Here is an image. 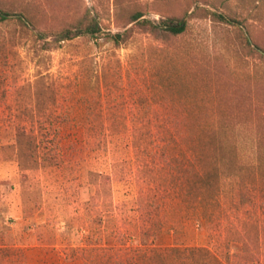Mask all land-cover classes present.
<instances>
[{
	"label": "rangeland",
	"instance_id": "1",
	"mask_svg": "<svg viewBox=\"0 0 264 264\" xmlns=\"http://www.w3.org/2000/svg\"><path fill=\"white\" fill-rule=\"evenodd\" d=\"M0 9L33 24L0 22V264H99L143 245L264 264V230H250L260 239L246 252L225 229L236 221L228 198L211 200L206 186L223 188L218 172L264 166V0H0ZM87 13L97 39L37 37L51 42ZM136 13L183 19L186 30L141 32ZM128 29L114 45L108 34ZM200 149L203 178L184 179L182 154L192 161ZM196 196L212 220H195Z\"/></svg>",
	"mask_w": 264,
	"mask_h": 264
},
{
	"label": "trees",
	"instance_id": "2",
	"mask_svg": "<svg viewBox=\"0 0 264 264\" xmlns=\"http://www.w3.org/2000/svg\"><path fill=\"white\" fill-rule=\"evenodd\" d=\"M216 18L227 22V18L223 15L214 14ZM11 16H15L19 23L25 27L33 26L32 21L28 17L12 14V12L3 11L0 9V22L8 21ZM143 15L136 13L131 17V23L144 33L152 35H170L178 36L185 32L186 23L183 19L166 18L160 22H153L146 19H141ZM102 29L99 22L87 13L76 24L64 28L53 34L51 42H47L49 33L38 32L39 40L44 41L48 45L59 42L71 41L79 37H88L97 39L102 34ZM132 33V29L125 30L121 33L108 34L114 45L119 46ZM181 138L185 136L180 134ZM183 140H186L185 138ZM189 151H185L183 158L185 163L182 165L184 179H187L188 173L194 172L201 179L203 178L200 172L202 171V162L204 154L202 150L194 151L193 160H189ZM172 166L170 165V168ZM218 179H222L224 186L221 190L212 187V180L208 178L206 186L213 193L211 200L218 201V198H228L226 208L236 214V221L230 222V226L225 227L227 233H233L235 239L241 241L246 252H249L252 243L258 244L260 239V227L264 230V166L249 165L243 167H235L232 171L218 172ZM185 181V180H184ZM184 188H186L185 183ZM229 190L226 191V187ZM225 187V188H224ZM185 190V189H184ZM184 203L190 202L186 200L187 194H182ZM195 220L208 222L212 220L214 212L211 209L209 201H205L202 196L194 198ZM257 229L255 235L251 234V229ZM233 237V238H234ZM146 244V243H145ZM103 258L99 264H223L221 263L209 249L205 247H170L156 248L147 245L129 248L127 250H119L115 256L107 254L101 255Z\"/></svg>",
	"mask_w": 264,
	"mask_h": 264
}]
</instances>
